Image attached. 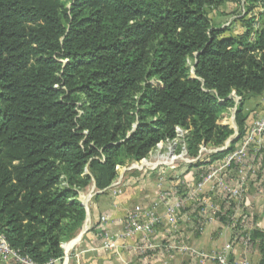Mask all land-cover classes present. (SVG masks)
Masks as SVG:
<instances>
[{"label": "trees", "instance_id": "obj_1", "mask_svg": "<svg viewBox=\"0 0 264 264\" xmlns=\"http://www.w3.org/2000/svg\"><path fill=\"white\" fill-rule=\"evenodd\" d=\"M225 1L0 0V231L11 248L61 261L86 187L107 189L177 128L191 158L223 146L230 107L242 133L244 103L264 95V0L239 36L206 14Z\"/></svg>", "mask_w": 264, "mask_h": 264}, {"label": "crops", "instance_id": "obj_2", "mask_svg": "<svg viewBox=\"0 0 264 264\" xmlns=\"http://www.w3.org/2000/svg\"><path fill=\"white\" fill-rule=\"evenodd\" d=\"M253 99L256 98L247 101L251 103ZM247 109H244V113ZM184 165L179 167L174 164L170 168L173 179L162 178V175L156 177L159 173L156 172V169L145 168L146 170H144L142 168L132 171L133 169L122 167L119 172L121 176L119 186H114L112 183L107 189L95 192L89 204L88 222L85 218L82 229L70 241L62 245L64 252L62 260H54L52 264H208L209 262L203 260L201 262L200 258L193 257V255H206L207 252H217L221 248L222 245L219 243L227 235L226 230L220 225L221 222L216 218H213L210 224L208 223L209 225L205 224L201 227L199 231L187 227L186 223L184 222V225L180 220L177 221L175 227L162 224L146 237L140 234L122 240L117 251L105 250L101 246L103 234L108 232L115 235L123 229L121 220L125 213L132 210L133 206L138 204L154 207L155 211L161 214L165 209L167 198L171 199L174 192L181 190V183L186 182L184 178L198 181L201 176L207 174L204 172L206 169L202 166L197 170L192 165ZM162 169L164 170L165 167H159L158 170L163 173ZM237 178H241V176L238 175ZM216 180L217 177L208 180L203 185L202 192L206 193L207 198L210 197L214 202L220 203L219 195L212 190L214 185L215 188L218 187H216ZM246 182L249 189L250 205L247 209L249 216L239 217L238 229L241 232L243 228L240 222L246 220L247 229L252 234L255 233L256 236L261 237L264 236V152L261 168L254 175L249 176ZM187 183L188 187L194 185L189 181ZM185 188H187L186 185ZM116 189L120 190V194H115ZM164 194H168V196L164 198ZM101 215H108L110 220L107 223L99 221L98 218ZM250 215H253L252 219ZM218 225L222 228L219 229ZM214 232L216 233L215 240H213ZM145 240L152 245V248L142 254L137 247L142 245ZM254 240L258 242L260 238L256 237ZM252 248L238 240L231 253L235 259L246 257L252 261L253 252L256 251L257 246ZM258 254L257 262L261 260V254ZM0 264L3 263L0 261Z\"/></svg>", "mask_w": 264, "mask_h": 264}, {"label": "built area", "instance_id": "obj_3", "mask_svg": "<svg viewBox=\"0 0 264 264\" xmlns=\"http://www.w3.org/2000/svg\"><path fill=\"white\" fill-rule=\"evenodd\" d=\"M252 39L253 35L250 36L249 40ZM232 97L234 98L235 102H237V98L234 95H232ZM233 111L232 118H234L235 115V108ZM176 131L178 136L181 137L183 132L179 128H177ZM231 141H234L231 151L227 152L223 158L221 157L216 159L211 164H206L207 167L205 169L207 174L205 176H201L195 185L188 189L183 187V191L177 190L171 196V199L168 200L167 198L165 209L161 214H158L154 207L150 208L138 204L133 206L132 210L124 214L121 220L123 229L119 233L112 235L111 233L106 232L103 234L101 244L102 248L105 250L117 251V249L121 246L120 242L122 240H127L140 234L146 237L147 234H150L156 227H159L162 224L175 227L177 221L181 217V212H183L184 209L190 208L192 211H194L195 208H197L198 212H200V215H206L207 212H210L212 215H214L219 211L218 208L212 206L208 201V198L201 194L203 185L214 177H217L215 183H217L221 191L224 194L227 193L230 195L234 204L233 222H238V218L235 219L234 215L235 212H238V210L243 208L241 203L245 200L246 196V179L249 176L251 177L254 175L261 168L262 155L264 152V95L260 102L255 104V106L245 110L243 131L240 135L237 133V131H235L231 140L229 138L226 140V144L218 148L201 147L195 159H204L205 161H208L209 159L206 155L227 150V148L230 147ZM161 144L162 143L157 145L158 149L161 147ZM181 150H184V152ZM181 150L179 153L172 149H168L165 153L156 154L153 160L150 159V156L152 155V153H150L148 157L137 161L139 162V166H136V162L125 168H136L141 170L144 165H146L149 169H156L162 167L163 165L165 167L169 166L172 168L174 161L186 157V150L183 146ZM195 159L185 158L184 161L191 162ZM238 175H240L241 178H237ZM227 177H229V179H227ZM182 184L183 183H181V185ZM167 196L168 194H164L163 197L166 198ZM79 201L84 204L86 209V221L88 222V209L85 205L86 200L82 199ZM192 206H194V208ZM98 220L107 223L110 219L108 215H101ZM236 230L239 232L238 227ZM151 248L152 245H150V243L146 240L142 245L137 247V249L140 250V253L142 254ZM230 249L231 246L226 244L223 249L218 252V254H216V256H213V258L217 260L218 264H251L245 257L231 259L229 255ZM0 261L3 264H35L28 258V256H23L18 251L11 248L6 242L1 231ZM53 261L54 260L47 264H52Z\"/></svg>", "mask_w": 264, "mask_h": 264}, {"label": "rangeland", "instance_id": "obj_4", "mask_svg": "<svg viewBox=\"0 0 264 264\" xmlns=\"http://www.w3.org/2000/svg\"><path fill=\"white\" fill-rule=\"evenodd\" d=\"M247 8H252V9L250 11H246ZM259 8H260V6L256 5V3H254V1H252V0H239L238 2H235L233 0H226L224 4H222L221 6H219L217 8L206 7L205 11H206V14H207L208 18L210 19V21H211L213 26H215L217 28H220V29H222V28L225 29V31L222 33V35L239 36L245 30L244 27H243V24L245 23V21L248 20V19H251V18H254V19L257 18V13L260 11ZM188 64H189V66H191V61L190 60L188 61ZM260 100H261V98H256V99H253V101H251V103L246 101V103L244 105V109L252 108L253 106H255V104L260 102ZM233 109H234V107H230L227 110V117H226V120L223 123L224 124H228L229 127L232 128L233 131L235 132V131H237V126H236V123H235V115H234V118H232L233 117V112H234ZM233 136H234V133L230 137V140H231V138ZM181 138L182 137L178 136L174 140L168 141L166 143H162L160 145L161 147L159 149L157 147L152 152V155L150 156V159L153 160V158H154V156L156 154L165 153L168 149H172V150H174L176 152H179V150H181V149H178V148H180V146L182 145ZM224 144H226V142ZM181 151L184 152V150H181ZM179 153H176V154H179ZM185 158L190 159L191 157L186 155V157H183L182 159H178V160L174 161L175 166L177 164V166L180 167V166H185L184 164H186V165H192V167L193 168H197V170L200 168V166H196L195 165V163H196V161L198 159H195V157H192L195 160H192L191 162H185L184 161ZM136 162L133 161V162L127 163L125 166H118L117 167V169H116L117 170V176L114 179V181L112 182L114 186L118 187L120 182H121V176L119 175L120 169L122 167H128V165L136 163ZM136 166H139V162L136 163ZM162 167H165V166L163 165ZM203 167L206 168L207 166L204 165ZM142 168H144V170H146L145 168H147V166L144 165ZM166 168H168V169H166ZM158 169L159 168H156V172H159L158 175H156V177L157 176L160 177L162 175V178H165V179L166 178H171V179H173V177H172L173 175H172V172H170L171 170H170L169 166L165 167V169L163 170V173L160 170H158ZM137 170L138 169L133 168L132 171H137ZM165 170H167V171L164 172ZM142 174H144V173H142ZM247 177H248V175H247ZM227 179H229V177H227ZM184 181H186V182H183L182 186L180 187L181 188L180 191H183V187H185V185L187 186V189L190 188V187H188L189 186V184L187 183L188 181L192 182L194 185L198 182L195 179L193 180V179L187 178V177L184 178ZM184 183H185V185H184ZM217 186L218 185L216 184V187ZM245 186H246L245 187L246 196H245V200L241 203L243 208L241 210H238V212H235V215H234L235 219L238 218V220H239V217H242V216H245V217L247 216L248 217L249 216V212H248L247 209L249 208L250 202L248 200L249 189H248V186H247V182H246ZM212 190H213V192L215 194L219 195L218 199L221 202L220 203L219 202H214V200H212L210 197H208V201L210 202V204L212 206H215L216 208H218L219 211L218 210H216V211H218L219 214L221 215V219L216 216L217 213L212 215L210 212H207L208 214L206 213V215H204V214L200 215V212H198L197 208H195L194 211H192V209L189 208L190 210L189 209H184L183 212H181V217L179 218V220L184 225L186 223L187 227H192L195 231H199L201 229V227H203L205 224H208V223L210 224V221L213 218H216V219H218L221 222L220 225H222L223 228L226 230V235L227 236L225 237L224 240H222L219 243L222 246L217 252L216 251L213 252V253L207 252L206 255H204V254L198 255L197 254L196 256L194 254L193 257L200 258L201 262H202V260L204 262L207 261V263L209 262L208 264H218L217 260L215 258H213V256H216V254H218V252H220L226 244H229L231 246V249L229 251L230 252L229 253L230 258L231 259H235L231 252H232L235 244L238 243V240H240L241 243H243V244L245 243V245H247V246H251L253 248H254V246H257L256 251L253 252L254 256L252 258L254 259V261L252 259V261H249V262L251 264H260L259 263L260 261L257 262L256 260H258V256H259L258 253H260V248H259V245H260V242H261L260 240L261 239L264 240V236H261V237L259 236L260 240L258 242H255V240L252 239V233L250 232L249 229H247L248 225H247V221L246 220H243L242 222H240L243 229L241 230V232H238L236 230L237 227H238V222H233V214H234L233 213V207L234 206L232 204L233 203L232 200L229 199V198L227 199L224 196V194L221 191L220 187L215 188V185H214ZM95 192H96V190L93 187V184H91L90 186H88L84 190H82L80 192L79 196H78L79 200H82V199L86 200V204L85 205H86V208L88 210H89V204H90L91 199L93 198ZM115 194H120V190L118 189L117 191H115ZM201 194L203 196H205L206 193L205 192L204 193L201 192ZM212 195H213V193H212ZM227 206H229V207H227ZM192 207L194 208V206H192ZM252 217H253V215H250L251 219H252ZM220 225H218L219 229L222 228ZM81 229H82V227H81ZM215 234L216 233L214 232L213 240H215Z\"/></svg>", "mask_w": 264, "mask_h": 264}, {"label": "water", "instance_id": "obj_5", "mask_svg": "<svg viewBox=\"0 0 264 264\" xmlns=\"http://www.w3.org/2000/svg\"><path fill=\"white\" fill-rule=\"evenodd\" d=\"M82 205H84L82 202H81Z\"/></svg>", "mask_w": 264, "mask_h": 264}]
</instances>
